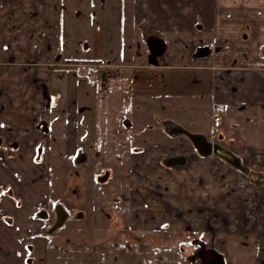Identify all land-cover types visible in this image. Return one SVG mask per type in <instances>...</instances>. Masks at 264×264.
I'll return each instance as SVG.
<instances>
[{"label": "crops", "instance_id": "obj_1", "mask_svg": "<svg viewBox=\"0 0 264 264\" xmlns=\"http://www.w3.org/2000/svg\"><path fill=\"white\" fill-rule=\"evenodd\" d=\"M0 264H264V0H0Z\"/></svg>", "mask_w": 264, "mask_h": 264}, {"label": "rangeland", "instance_id": "obj_2", "mask_svg": "<svg viewBox=\"0 0 264 264\" xmlns=\"http://www.w3.org/2000/svg\"><path fill=\"white\" fill-rule=\"evenodd\" d=\"M74 11H76V12H74ZM89 15H91V11H88V10H86V12L84 14H83V11H80V10L77 11L75 9H72L68 12L70 24H73V21L76 22L75 25H77L78 22H82V21L86 22L85 24H82L84 26H87V30L84 33V35L88 34V32H89V34L92 37V40H95V38L97 39L99 37V34L97 32V30H98L97 21H96L95 17L92 16V18H90L91 16H89ZM75 25H72L69 28V33L73 37H75L74 35H78L80 33V29ZM90 63L91 64H101V63H103V61L94 59V60H90ZM66 69H67V71H70L71 68L68 67ZM104 74L107 76V72H105ZM138 75L136 76L134 74V77L136 78V77H138ZM90 85H92L93 87L96 86L95 84H93L91 82H90ZM135 94L137 97H134V98H136V100L134 99V107L136 106V103H137L138 105H140L144 109V106H145L144 94H139V92H136V91H135ZM140 100H141V102H140ZM166 100H169V99H166ZM169 106L170 105H168V108H167L168 112L170 110ZM163 109H164V107H163ZM58 111H59V108H57V114L54 115V118H56V119L60 116L58 114L59 113ZM158 111L160 112L161 108ZM146 113H147V109L143 110L141 113V117H144L146 115ZM75 115L76 114L74 111L72 112L71 110L70 111L68 110L66 112V115L61 117L63 122H64V123H62L63 125H61V127L57 126L54 128L52 126V132L50 133L51 142L54 143V145L51 146V159H50V171H49L50 192H51L52 200H55L58 197L61 198V196L64 193L65 176H64V171H63V167H62V165H64V164L62 162L64 161V163H65V156L62 154V152H60V150L62 149V145L65 143V140L62 139L63 136H65L66 134H68L70 132V129L68 131L67 126H69V124L72 120V116H75ZM59 119L60 118H58V120ZM156 125L157 124L152 123L151 126L153 127V129L146 131L147 132L146 136L150 135L151 133L155 134L157 131H159V129ZM158 125H160V122L158 123ZM142 140H147V138L145 136H142ZM194 141L199 142V139L194 138ZM148 144H149V142L146 143V145H148ZM45 211H46V215L44 217L45 219L44 220L40 219V222L42 223L41 228H43V230H45V229L51 230L52 227H54L56 225V223L59 222L60 218L58 216V211L54 212V209H51V211H50V209H47V210L45 209ZM62 230L65 232L64 228ZM193 238H194V236L188 235V236H186V239H185L186 244L188 243V245L190 246V252L188 254V255H190V258L188 260H192L193 259L192 257L196 258L199 253H202V254L203 253H205V254L209 253V248H208V246H206L207 241L204 240L203 242H205V243L203 244V242L200 240V238H198V239L202 243H200V245L197 246V248L200 247V249L197 251H194L193 248H194L195 244L193 245V242H192ZM198 239H197V242H198Z\"/></svg>", "mask_w": 264, "mask_h": 264}, {"label": "water", "instance_id": "obj_3", "mask_svg": "<svg viewBox=\"0 0 264 264\" xmlns=\"http://www.w3.org/2000/svg\"><path fill=\"white\" fill-rule=\"evenodd\" d=\"M199 143H200V141H199ZM203 146H204V147H207L208 145L206 146V145L203 144ZM208 147H209V146H208ZM214 150H215V149H214ZM215 151H216V153H218L220 156L224 157L225 159L237 163V161H236L235 159H233L232 156H230V155L224 153L223 151H221V152H219L218 150H215ZM62 221H63V218H60V219H59V222L61 223ZM209 253H213V252H209ZM217 262H221V261H220L219 259H217Z\"/></svg>", "mask_w": 264, "mask_h": 264}, {"label": "built area", "instance_id": "obj_4", "mask_svg": "<svg viewBox=\"0 0 264 264\" xmlns=\"http://www.w3.org/2000/svg\"><path fill=\"white\" fill-rule=\"evenodd\" d=\"M96 69L97 70L91 74V78L95 82L99 81L103 76L102 66L97 67Z\"/></svg>", "mask_w": 264, "mask_h": 264}, {"label": "flooded vegetation", "instance_id": "obj_5", "mask_svg": "<svg viewBox=\"0 0 264 264\" xmlns=\"http://www.w3.org/2000/svg\"><path fill=\"white\" fill-rule=\"evenodd\" d=\"M237 165H238V163H237Z\"/></svg>", "mask_w": 264, "mask_h": 264}]
</instances>
